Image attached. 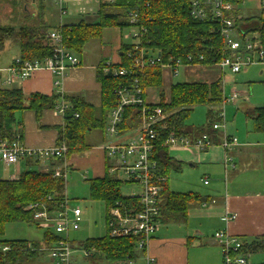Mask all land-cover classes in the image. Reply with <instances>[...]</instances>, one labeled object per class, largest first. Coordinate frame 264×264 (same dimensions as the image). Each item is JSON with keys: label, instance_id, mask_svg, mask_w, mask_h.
Segmentation results:
<instances>
[{"label": "trees", "instance_id": "obj_1", "mask_svg": "<svg viewBox=\"0 0 264 264\" xmlns=\"http://www.w3.org/2000/svg\"><path fill=\"white\" fill-rule=\"evenodd\" d=\"M232 1L242 2V0ZM149 2V7L137 0H118L113 4L100 5L97 23L82 21L62 28L64 42L69 49L80 55L91 40L102 38L104 29L129 28V12L138 9L139 25L145 26L147 30L146 39L151 41L155 49L161 51L165 61L169 57L185 58L189 53L204 55L206 57L202 64L204 66L215 65L222 60L221 49L224 42L221 34L214 31L216 24L212 19L205 21L193 19L188 0H149ZM241 20V28L257 33L264 45V18L250 17ZM46 35L45 28H0V52L7 42L12 41L19 46L20 59L23 61L43 60L51 55V50L45 44ZM121 50L122 61L114 66L127 68L131 73L126 77H114L104 73V66L100 67L98 80L102 85V105L99 109L88 104L81 96H67L59 90L47 96L26 94L22 88H0V140L12 142L21 134L16 130L18 113L33 110L39 120L44 110L56 109L65 103L68 109L64 114V127L60 131L57 145L64 143L68 146L67 158L74 154L85 153L92 148L87 141L90 133L93 131L106 133L108 114L118 104L116 91L122 85L131 84L136 77L140 79L144 88L159 90L161 106L167 113V129L162 132L154 147V160L157 161L164 175L169 176L172 170L180 168L169 157L168 148L164 146L165 139L170 135H183L195 139L196 136L207 134L215 142L221 139L211 131L216 132L213 124L218 120L219 108L224 101L221 80L211 85L199 82L175 84L169 89V102L166 103L162 68L136 70L133 68L132 60L127 57L128 46L125 43L122 44ZM210 50H213V53ZM211 54L215 62L211 59ZM197 106L208 107V123L201 128L192 129L186 125V122ZM138 113L137 107L126 108L119 131L124 132L137 127L140 124ZM244 113L253 122L255 131L264 132V107H250ZM89 181L91 200L105 204L106 223L107 211L111 206L116 205L117 202L133 203L134 199L121 192L124 182L113 178L109 173L103 178ZM65 191L66 181L54 177L52 171L28 169L21 173L17 180L0 179V264L35 262L45 253L42 247L50 246L57 240V237L49 231H44L43 238L39 241L7 240L4 239V233L6 226L12 223L37 226L35 211L27 210V207L40 202L42 198L47 201L50 196L55 201H61ZM166 192L167 188L162 193V198L163 196L166 198L165 203L161 201L162 214L171 216L174 213L176 221H186L189 205L192 202L202 201V198L196 194ZM85 243L98 248L110 264L139 258V253L135 249V238L114 239L107 233L103 238L88 239ZM4 247H8L9 250L4 251ZM241 252L248 257L264 253V235L244 240ZM95 261L100 264L103 259L98 256Z\"/></svg>", "mask_w": 264, "mask_h": 264}, {"label": "crops", "instance_id": "obj_2", "mask_svg": "<svg viewBox=\"0 0 264 264\" xmlns=\"http://www.w3.org/2000/svg\"><path fill=\"white\" fill-rule=\"evenodd\" d=\"M92 1L65 0L64 7L68 14L61 16L59 7L53 0H0V28H45L49 33L60 24L76 25L78 24L76 22L64 23V19L73 17L72 8L80 3H84L86 7L76 13L80 18L79 23L86 22V18L99 19V0H94L99 6L98 11H88L87 7ZM122 34L123 30L118 27L104 29L101 39H93L85 46L82 54L78 55L81 64L70 69L66 76L60 79L58 87L55 85L58 77L47 69L36 71L29 79H21L12 70L15 61L21 58L20 48L9 41L0 52V88H22L26 94L47 96L59 90L67 96H81L88 104L99 109L102 105L99 69L107 64L121 63V47L124 43ZM193 69L195 71L191 76L200 79L193 82L211 85L221 80L223 97L227 98L226 90L228 85H231L232 94L236 93L239 97L230 103L237 104L240 100V94L234 85L235 76L239 73L223 71L218 65H200ZM178 75L171 76L169 71L163 74L167 93L171 86L175 85L172 81ZM188 75L187 77H191ZM169 82L171 85L166 88V83ZM232 94L228 98H231ZM147 98L154 104L162 102L157 88H148ZM247 101L248 99H243V102ZM17 119L16 130L21 132L18 136L28 148L45 149L58 144L60 131L64 127V117L56 109L44 110L39 120L35 111L26 110L18 113ZM248 125L247 121L245 132L240 131L236 122L229 131L228 127L226 128L229 137L237 135L240 139V144L231 151H226L221 146L223 132L220 130L216 132L211 130L221 139L216 142L213 140L214 145L206 151H199L194 147L168 149L169 157L180 168L170 172L166 193H192L199 195L202 201L192 202L189 205L186 221H176L174 213L171 216L162 214L161 227L148 248L152 264H223L220 246L214 238L216 231L227 230L233 237L242 240L264 235V134H253L252 126L248 127ZM188 127L198 129L193 125ZM107 138L108 134H103L100 145L94 149L95 154L89 159L96 173L94 178H103L106 173L112 176L110 172L112 163L105 156L102 148L108 141ZM226 157H231L232 161L227 162ZM30 160L22 159L18 165L11 166L0 161V179L17 180L21 173L35 164L44 165L41 171H48L58 162ZM69 161L73 166L85 162L77 155H73ZM173 173L181 177V185L170 183ZM205 181H208V184H205ZM162 201L166 202L164 196ZM228 214H235L236 219L226 222L225 218Z\"/></svg>", "mask_w": 264, "mask_h": 264}, {"label": "built area", "instance_id": "obj_3", "mask_svg": "<svg viewBox=\"0 0 264 264\" xmlns=\"http://www.w3.org/2000/svg\"><path fill=\"white\" fill-rule=\"evenodd\" d=\"M59 7L61 16L68 14L64 7L65 0H53ZM118 0H99L100 5L113 4ZM150 6L149 0H137ZM241 3L232 0H188L190 15L198 21L212 19L223 38L224 45L221 49L223 58L216 63L222 70H229L233 74L241 73L243 70L258 65H264V45L257 33L245 31L241 28V18L237 17ZM257 7L264 11V0H257ZM128 23L130 31L125 34L128 46L127 57L132 60L133 68L145 71L149 68L161 67L170 72L171 76H177L183 67H196L203 64L206 57L201 54L189 53L185 58L169 57L167 61L160 50L155 49L151 41L146 39L147 30L140 24V13L138 9L130 10ZM60 24L56 29L47 33L46 46L51 50V55L43 60L15 61L13 71L21 79H29L36 71L47 69L58 79L56 87L60 84L67 72L81 64L79 56L69 49L64 42V35ZM213 53V50H210ZM211 59L215 58L211 54ZM103 71L114 77H126L131 72L127 68H118L112 64L104 66ZM118 97L117 106L111 110L106 126V134L112 139L103 145L105 156L112 163L110 172L115 176L123 173L125 184L137 186L139 193L134 192L131 197L133 203L122 204L117 202L107 211V233L111 238H135L136 251L139 253L137 260L128 259L117 261L114 264H152L148 248L152 239L161 227L162 193L166 190L169 176L164 175L157 161L154 160L155 142L160 139L162 132L167 129V113L161 103H151L147 98V89L144 88L140 79L136 77L131 84L122 85L116 91ZM167 102H169L168 93ZM239 97L233 93L231 98H225L219 113L220 121L213 124L215 130L223 131L221 146L226 151H231L238 145L235 137H229L223 120V109L226 104ZM137 107L140 124L129 131L120 132L125 109ZM68 106L62 103L56 111L64 117ZM78 116V115H77ZM214 145L213 140L207 134L195 139L183 135H170L164 141L168 149L174 147H194L199 151H206ZM68 146L60 144L45 149H30L25 146L18 136L15 141L0 140V161L7 165H18L22 159L33 160H67ZM231 162V157H226ZM63 162V161H62ZM71 164L64 167H53L54 177L63 178L66 181L71 170ZM87 179V176H84ZM116 179V178H115ZM119 180V179H117ZM208 184V181H205ZM126 196V195H125ZM48 204V205H47ZM27 210L35 211L37 226L49 231L57 240L50 246L44 247V252L50 260V264H97L96 258L102 257L100 264H110L105 255L95 246H88L84 242L79 244L72 238L74 232L81 229L83 222V211L79 207H72L66 195L63 200L55 201L51 196L47 201L43 198L40 202L27 207ZM235 214H228L226 222L234 221ZM218 242L223 264H251L249 257L241 250L244 240L233 237L227 230H218L214 233ZM4 251L9 250L4 247Z\"/></svg>", "mask_w": 264, "mask_h": 264}, {"label": "rangeland", "instance_id": "obj_4", "mask_svg": "<svg viewBox=\"0 0 264 264\" xmlns=\"http://www.w3.org/2000/svg\"><path fill=\"white\" fill-rule=\"evenodd\" d=\"M257 0H246L245 3L239 9L237 13V17L241 19H246L250 17H263L264 11L260 10L257 7ZM87 7L88 11L97 12L99 6L97 2L94 0ZM86 7L84 3H80V5H76V7L72 8L71 11L73 17H67L64 19V23H79V16H77L78 10ZM87 23L93 22L97 23L99 19H85ZM34 24L33 22L31 23ZM130 30H123V42L125 43L127 40L125 39V34H127ZM190 69L186 70V68H182L179 71V75L172 82L173 84L179 82H193L199 81L200 79L193 78L192 73L195 71L194 67H189ZM164 72H166L164 70ZM189 74L191 77H187ZM188 75V76H189ZM166 88L168 85H171V82L166 83ZM237 92L240 94V100H238L237 104L227 103L225 108L223 109V120L226 128H229L234 125L236 122L240 131L245 132L246 122L248 121V127L252 126L253 134H264V132H257L254 129L253 122L247 120V117L244 113L245 109L248 107H264V65L252 66L245 70H243L239 75L235 76V84ZM233 86L228 85L226 90L227 98L232 94ZM167 91V90H166ZM167 93V92H166ZM168 93L166 94V103L168 99ZM248 99L247 102H243V99ZM238 106L240 110L238 111ZM207 106H197L195 107L193 113L190 118L186 122L188 126H192L195 128L203 127L207 124ZM219 113L222 111V108H219ZM220 117L218 115V120L220 121ZM216 121V122H217ZM250 129V128H249ZM129 131V130H127ZM223 132V131H221ZM237 136V135H236ZM234 136L238 140V145L240 144L239 136ZM103 134L101 131H93L91 135H89L87 141L92 148L85 153L82 154H74L79 157L80 160L85 161L81 164H74V166L70 167L67 178H66V195L70 201V205L72 207H79L83 211V222L81 224V229L78 232H74L72 234V238L75 239L79 244H83L88 239H100L106 236V207L105 204L101 201H93L90 198V181L94 179L96 173L92 165L89 163V159L93 157L94 149L100 145ZM108 141L112 140L109 136L107 138ZM107 141V142H108ZM69 157L67 160H61L56 163L55 167H64V164H70ZM63 161V162H62ZM45 166L34 165L30 167L29 170L41 171ZM28 169V168H27ZM53 169V168H52ZM49 169L48 171H50ZM88 171V173L86 172ZM87 176V179L84 176ZM113 178L119 179L120 181H124V174L118 173L113 176ZM181 177L176 176V174H172L170 177V183H175L176 185H181ZM175 185V186H176ZM140 188L137 186L125 184L122 186L121 192L123 195H131L134 192L139 193ZM44 230L38 228L37 226H29L26 223H12L8 224L5 229L4 239L7 240H32L39 241L43 238ZM44 249V246L42 247ZM42 249V250H43ZM44 251V250H43ZM251 264H261L264 262V253L253 255L248 259ZM29 264H50V260L46 253L40 256L35 262ZM98 264V263H97Z\"/></svg>", "mask_w": 264, "mask_h": 264}]
</instances>
